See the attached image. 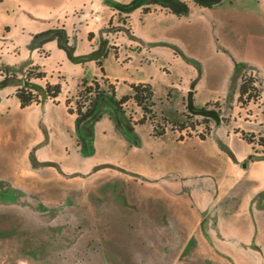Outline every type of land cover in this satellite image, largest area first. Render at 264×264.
<instances>
[{
    "label": "rangeland",
    "instance_id": "1",
    "mask_svg": "<svg viewBox=\"0 0 264 264\" xmlns=\"http://www.w3.org/2000/svg\"><path fill=\"white\" fill-rule=\"evenodd\" d=\"M109 9L118 14L95 31L94 53L117 82L108 79L113 96L103 91L84 118L63 108L66 99L75 107V69L36 65L31 73L43 76L27 79L28 53L14 69L0 66V264H210L195 229L236 206L195 199L214 185L215 200L222 197L227 156L216 108L247 66L246 41L264 40V0H103L100 13ZM117 50L123 63L110 55ZM138 81L152 85L156 108L172 122L157 120L159 137L139 123L132 100L118 104ZM56 82L50 99L45 84ZM19 86L39 102L20 108ZM186 115L207 118L212 134L199 139L204 125L190 128Z\"/></svg>",
    "mask_w": 264,
    "mask_h": 264
},
{
    "label": "crops",
    "instance_id": "2",
    "mask_svg": "<svg viewBox=\"0 0 264 264\" xmlns=\"http://www.w3.org/2000/svg\"><path fill=\"white\" fill-rule=\"evenodd\" d=\"M102 7L103 0H0V46L14 44L18 48L15 56L3 51L0 66L14 69L17 61L28 53L31 60L27 64L39 65L45 71H52L56 66L62 73L65 65L75 69L77 77L99 75L95 64L98 55L94 53L95 31L99 29L103 33V26L118 14L109 9L104 16L100 13ZM38 49H43L45 55L40 56ZM87 51L92 53L89 66L85 63ZM120 52L117 50L110 55L122 62ZM128 54L122 57L128 60ZM240 59L247 66L238 73L236 84L219 99L221 105L216 108L222 125L219 136L224 140L227 156L224 181L220 186L222 197L215 200L214 185L209 196L198 195L195 199L198 207L225 201L236 205L233 210L216 211L195 229L200 247L208 252L210 264H264V151L255 147L254 142H246L235 131L264 137V40L246 41ZM102 69L104 77L116 80ZM243 72L254 76L259 98L240 104L237 85ZM170 98L171 95L165 98V103ZM63 108L66 110L64 104ZM208 126L209 132L204 139L212 134ZM19 137L14 135L9 152L17 147Z\"/></svg>",
    "mask_w": 264,
    "mask_h": 264
},
{
    "label": "trees",
    "instance_id": "3",
    "mask_svg": "<svg viewBox=\"0 0 264 264\" xmlns=\"http://www.w3.org/2000/svg\"><path fill=\"white\" fill-rule=\"evenodd\" d=\"M145 13V8L141 10ZM104 56V55H102ZM99 71L103 73V69L99 60L95 61ZM36 65L29 66L26 69L25 77L28 79L30 77H42L43 72H38L33 75L31 70L36 68ZM105 86V87H103ZM45 93L48 98L53 99L57 97L60 92L59 83H46L45 84ZM107 91L111 96L114 94V84L109 83L108 79L101 75L97 77L96 75L91 76L90 78H86L82 76L77 84V89L75 94L72 96L73 103L75 105L74 108L69 106V99H66L64 105L66 106V111L69 114H74L75 118H84L86 114L91 110L93 104L99 95L103 92ZM237 100L240 104L246 103L248 100H258L259 92L255 86V78L250 72H243L238 81L237 85ZM14 97L18 101V106L20 108L29 106L31 104H36L39 102V98L36 93L27 89L24 86H19L14 90ZM169 94H166V99H168ZM127 99L132 100V102L139 108L141 116L139 119V123H143L145 121L149 122L152 125V135L153 136H161L164 134L163 128H158L157 120L160 118L163 123H172L167 117L162 115V112L156 108V99L153 95V90L151 85L148 82H136L129 84V92L121 95L118 98V104H122ZM186 120H189L188 124L190 128H193L197 124L204 125V132L198 135L199 139H204V137L209 132L208 119L202 118L200 121H196L192 119V116L186 115ZM177 124V123H176ZM178 127L181 130L185 126L182 122L178 123ZM242 139L246 142H254L256 143L262 151H264V137L255 134L252 132H246L243 130H237Z\"/></svg>",
    "mask_w": 264,
    "mask_h": 264
}]
</instances>
